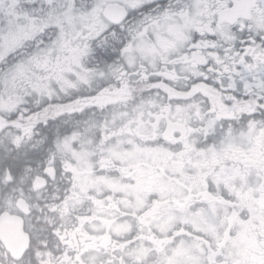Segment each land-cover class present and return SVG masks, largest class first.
Instances as JSON below:
<instances>
[{"label": "snow or ice", "instance_id": "snow-or-ice-1", "mask_svg": "<svg viewBox=\"0 0 264 264\" xmlns=\"http://www.w3.org/2000/svg\"><path fill=\"white\" fill-rule=\"evenodd\" d=\"M0 264H264V0H0Z\"/></svg>", "mask_w": 264, "mask_h": 264}]
</instances>
